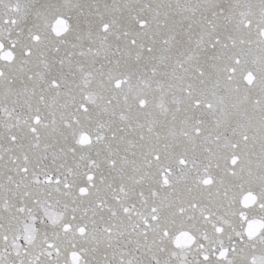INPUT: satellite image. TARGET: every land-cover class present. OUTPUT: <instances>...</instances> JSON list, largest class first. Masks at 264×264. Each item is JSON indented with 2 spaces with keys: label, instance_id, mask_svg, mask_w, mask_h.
<instances>
[{
  "label": "snow or ice",
  "instance_id": "6c2138e0",
  "mask_svg": "<svg viewBox=\"0 0 264 264\" xmlns=\"http://www.w3.org/2000/svg\"><path fill=\"white\" fill-rule=\"evenodd\" d=\"M0 264H264V0H0Z\"/></svg>",
  "mask_w": 264,
  "mask_h": 264
}]
</instances>
